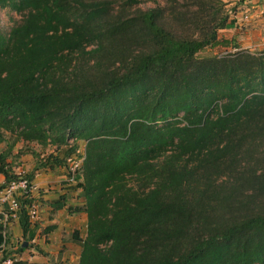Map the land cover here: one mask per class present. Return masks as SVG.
<instances>
[{
    "label": "trees",
    "instance_id": "trees-1",
    "mask_svg": "<svg viewBox=\"0 0 264 264\" xmlns=\"http://www.w3.org/2000/svg\"><path fill=\"white\" fill-rule=\"evenodd\" d=\"M145 1L0 0V143L66 161L84 142L77 264H264V51L197 57L234 8ZM10 154L0 188L17 179Z\"/></svg>",
    "mask_w": 264,
    "mask_h": 264
},
{
    "label": "rangeland",
    "instance_id": "rangeland-1",
    "mask_svg": "<svg viewBox=\"0 0 264 264\" xmlns=\"http://www.w3.org/2000/svg\"><path fill=\"white\" fill-rule=\"evenodd\" d=\"M141 9H148L157 7V0H149L139 4ZM245 51H251L260 53L264 51V47L256 49H245ZM237 51L223 49V48H208L197 54V57H204L206 55L224 56L227 54L235 53ZM4 141L0 143V150H6L11 146V166L15 172L24 171L25 174L34 175V168L38 166H46L47 169L41 170L38 174L41 175V179H44L43 184L37 185V192L39 197L37 201L39 203L38 215L34 219H30V227L28 230L22 231L15 223V219L7 222L4 234L7 242L0 247V259L7 254L10 258H7L4 264L10 262L11 258H17L26 260L30 264H77L80 253V245L73 242L70 238V234L75 228L69 225L67 206H73L82 197V193L79 189L75 188L74 182H68V173L66 161L61 160L63 151L54 150L52 146L42 147L37 143H29L17 139L14 134L5 133ZM72 145V142H69ZM84 153V142L79 141L77 144L76 152L72 155L77 156L78 153ZM52 153L56 159L49 160L48 156ZM49 162V163H48ZM54 164L60 166L54 167ZM35 183V182H34ZM1 184V180H0ZM36 184V183H35ZM51 196L50 199L64 200L66 205L59 213H51L44 207V197L42 195ZM63 197V199H61ZM84 200V198H83ZM55 214H58V220L62 223L61 228L48 231L50 224L46 221H50ZM31 229H35V234L32 239L29 238ZM86 229L79 230L81 236L84 237ZM22 246L27 248L23 251L20 250ZM0 264H2L0 262Z\"/></svg>",
    "mask_w": 264,
    "mask_h": 264
},
{
    "label": "crops",
    "instance_id": "crops-1",
    "mask_svg": "<svg viewBox=\"0 0 264 264\" xmlns=\"http://www.w3.org/2000/svg\"><path fill=\"white\" fill-rule=\"evenodd\" d=\"M226 3L227 7H233L234 10L230 13V19L233 21V26L230 28L222 29L218 32V38L222 40L221 45H218L216 48H223L228 50L240 51L245 49H256L264 47V0H222ZM248 10H251V16L248 19H244V13ZM11 162L12 160L9 158L8 160ZM60 166L59 164H54V167ZM34 175H32V182L39 186L43 184L44 179H41V175L38 173L47 169L46 166H38L36 165L34 168ZM0 180L3 178L0 176ZM38 188V187H37ZM38 198V194H36ZM44 197V204L46 210H49L51 213H59L62 209L55 210L54 209V201L51 196L42 195ZM84 203L83 198H80L77 203L73 205H81ZM54 215V217L50 221H46V223L50 225H54L55 229L61 228L62 223L59 221L58 214ZM28 218V213L25 207H21L18 212V216L15 219V223L20 229L24 230L25 221L24 219ZM30 219L28 220V222ZM69 225L72 228L77 230H82L86 228V214L84 212L69 214L68 220ZM29 224V223H28ZM30 224L27 227L29 229Z\"/></svg>",
    "mask_w": 264,
    "mask_h": 264
},
{
    "label": "built area",
    "instance_id": "built-area-1",
    "mask_svg": "<svg viewBox=\"0 0 264 264\" xmlns=\"http://www.w3.org/2000/svg\"><path fill=\"white\" fill-rule=\"evenodd\" d=\"M251 13V10L245 12L244 19H248ZM83 158L84 153L82 152L78 153L76 157L70 156L66 159L68 182H74L75 174L80 169ZM16 174L17 179L0 188V214L2 215L1 221L4 226L9 222V218H17L22 202H27L25 208L29 219H34L38 215L39 203L35 194L37 192L36 185L27 177L24 171H19ZM2 185L3 180H1L0 186Z\"/></svg>",
    "mask_w": 264,
    "mask_h": 264
}]
</instances>
